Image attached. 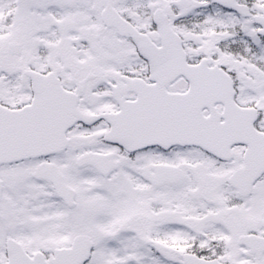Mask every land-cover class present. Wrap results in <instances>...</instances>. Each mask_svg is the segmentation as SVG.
<instances>
[{"label": "snow or ice", "instance_id": "snow-or-ice-1", "mask_svg": "<svg viewBox=\"0 0 264 264\" xmlns=\"http://www.w3.org/2000/svg\"><path fill=\"white\" fill-rule=\"evenodd\" d=\"M0 264H264V0H0Z\"/></svg>", "mask_w": 264, "mask_h": 264}]
</instances>
